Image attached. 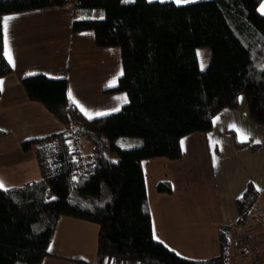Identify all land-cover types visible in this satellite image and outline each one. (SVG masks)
<instances>
[{
    "label": "trees",
    "instance_id": "obj_1",
    "mask_svg": "<svg viewBox=\"0 0 264 264\" xmlns=\"http://www.w3.org/2000/svg\"><path fill=\"white\" fill-rule=\"evenodd\" d=\"M262 2L0 0V78L13 72L4 55L2 16L71 5L72 33L92 32L96 48L119 52L121 74L103 94L128 98L115 112L87 118L68 100L67 78L20 79L27 99L64 130L19 145L33 154L40 176L0 190V264H41L52 255L48 247L61 217L98 227L96 264H231V236L255 226L258 191L248 185L235 202V224L217 228L218 255L190 260L153 238L143 164L181 160V139L208 132L216 114L238 108L240 98L250 120L264 128ZM200 46L210 49L202 71ZM8 134L0 131V139ZM119 138L139 142L122 147ZM84 143L87 153L80 149ZM155 190L171 194L172 186L160 181Z\"/></svg>",
    "mask_w": 264,
    "mask_h": 264
},
{
    "label": "crops",
    "instance_id": "obj_2",
    "mask_svg": "<svg viewBox=\"0 0 264 264\" xmlns=\"http://www.w3.org/2000/svg\"><path fill=\"white\" fill-rule=\"evenodd\" d=\"M262 4L264 0L259 9ZM4 17H13L7 31L13 72L0 78V131L9 133L0 139V182L10 188L40 176L34 156L22 153L20 143L64 130L41 104L27 99L21 78L33 74L67 78L68 100L72 103L71 92L85 111L72 104L87 118L115 112L128 98L123 92L103 94L104 88L116 84L120 67L111 48H96L92 32H71V5L5 15L1 25ZM213 120L208 132L181 139V160L157 158L143 164L155 239L182 258L218 255L217 228L235 224V202L252 185L259 193V214L250 231L256 236L257 252L264 256V128L250 120L244 98L238 108L224 109ZM233 126L247 135L245 142L238 140ZM236 143L245 145L237 148ZM160 181L171 184V194L156 192ZM238 236H231L232 264H246ZM97 237L96 225L61 217L48 247L52 255L41 264H96Z\"/></svg>",
    "mask_w": 264,
    "mask_h": 264
},
{
    "label": "rangeland",
    "instance_id": "obj_3",
    "mask_svg": "<svg viewBox=\"0 0 264 264\" xmlns=\"http://www.w3.org/2000/svg\"><path fill=\"white\" fill-rule=\"evenodd\" d=\"M132 1L133 0H127V2H126V0H122L123 3H129V2H132ZM202 1H205V0H202ZM187 4H191V3H187ZM111 49H112V53L114 52V54L116 56L115 60L117 61L118 66L120 67V71H121L119 52H118L117 49H114V48H111ZM196 56H197V60H198V67L202 71V70H204L206 68V66L208 64V60H209V57H210V49H209V47L200 46V47L196 48ZM138 142H139V139H135V138L134 139H130V138H119L118 139V144L120 146H122V147L135 145V144H138ZM80 149H81V151L83 150L82 151L83 153H87L89 151V147L86 146L85 143H84L83 146L80 145ZM110 159L116 160V156L115 155H110ZM256 208H257V205L254 207V209H255L256 215H258L259 213H258ZM239 234H240V231H239ZM232 260H233V257L231 258V264H232Z\"/></svg>",
    "mask_w": 264,
    "mask_h": 264
},
{
    "label": "snow or ice",
    "instance_id": "obj_4",
    "mask_svg": "<svg viewBox=\"0 0 264 264\" xmlns=\"http://www.w3.org/2000/svg\"><path fill=\"white\" fill-rule=\"evenodd\" d=\"M127 2V0H126ZM161 2H163V0H161ZM175 2L177 4H181V3H189V2H193V0H175ZM260 12L262 15H264V4L261 5L260 7ZM13 19V17H4L3 21H2V27H3V31H4V55L7 58L9 64L13 63V58H12V54H11V50L8 47V36H7V31H8V25H9V21ZM2 83V82H0ZM69 99L72 100V103L76 104L77 107L80 108V110L82 112H84V108H82L77 101L72 97L71 92H69ZM125 102H126V98H125ZM87 114V113H86ZM219 118H217L218 120ZM217 120H213V123L215 124L217 122ZM233 130L237 132V138L240 142H245L248 137L247 135L240 129H236L235 126H233ZM259 142V141H257ZM4 189V185L2 182H0V190ZM153 238H156L155 232L153 233Z\"/></svg>",
    "mask_w": 264,
    "mask_h": 264
},
{
    "label": "built area",
    "instance_id": "obj_5",
    "mask_svg": "<svg viewBox=\"0 0 264 264\" xmlns=\"http://www.w3.org/2000/svg\"><path fill=\"white\" fill-rule=\"evenodd\" d=\"M255 239L256 236L253 232L250 230H244L238 236L237 245L240 250L245 252L249 260H252L253 264H261L262 257H259L258 255Z\"/></svg>",
    "mask_w": 264,
    "mask_h": 264
}]
</instances>
